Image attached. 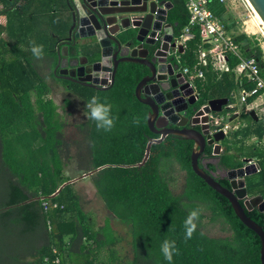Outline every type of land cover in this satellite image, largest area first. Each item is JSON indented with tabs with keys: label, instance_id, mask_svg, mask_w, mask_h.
I'll return each instance as SVG.
<instances>
[{
	"label": "trees",
	"instance_id": "trees-1",
	"mask_svg": "<svg viewBox=\"0 0 264 264\" xmlns=\"http://www.w3.org/2000/svg\"><path fill=\"white\" fill-rule=\"evenodd\" d=\"M168 1L172 3L168 21L175 26L178 36L188 25V7L186 0ZM3 2L5 9L0 10V13L15 9L19 0ZM209 7L222 19L227 30L236 28L237 21L225 3L221 0H209ZM193 31L195 37L187 42L181 56L183 65L190 67L198 61L204 35L202 27H195ZM234 36L246 55H255L259 59L264 72L262 48L246 33H234ZM228 61L230 72L219 77V73L209 66L206 69V79L195 81L200 93V105L211 99L230 97L232 90L237 87L235 77L239 60L230 55ZM14 66L5 64L4 69L0 70V196L4 197L0 202L13 205L42 197L43 205V198L52 196L61 185L71 179L65 176L64 171L67 167L65 160L70 157L69 145H74L82 174L95 170L88 179L93 182L105 207L129 226L132 258L125 261L117 248L122 238L113 230L110 221L106 222L105 238H99L98 232L93 230L90 216L82 210L74 183H69L56 197L47 199L50 203L47 212L54 210L52 219L56 221L63 216V232L55 230L52 235V243L63 249V253L67 246L66 239L69 238L71 245L80 244L79 250L87 252L86 264H169L161 252L162 242L169 239L175 240L179 249L172 264H262V242L259 235L240 220L227 197L212 188L194 171L193 140L170 134L162 142L154 143L149 159L143 166H137L145 157L150 139L159 137L148 125L149 106L136 95L138 83L148 73L147 66L136 62H121L111 88L87 89L88 100L95 95L101 102L112 105L115 127L110 132L97 130L96 123L88 119L82 125L81 137L70 142L64 136V119L63 140L59 134L60 122L51 133L43 130L50 128V122L53 124L58 120L56 116L59 105L54 99L46 98L51 88L41 77L30 82L29 73L20 75L17 70H7ZM252 86L251 83H246L247 88ZM78 87L72 83L69 88L77 92ZM33 90L36 91L34 101L31 95ZM72 98L73 96L64 95L66 104L63 109L72 104ZM254 98L255 96L250 97L249 101ZM137 116L141 118L138 126L133 123ZM244 117L247 126H240L233 132L232 139L227 140L220 166L235 168L242 166V157H261L262 170L247 177V190L249 195L264 196V148L256 144L244 145L247 139L253 137L259 141L263 139L264 119L256 121L249 113L244 114ZM36 142H41L37 150L33 147ZM18 153L25 161L20 165L17 164L19 161L15 162V159L18 160ZM35 154L39 156H34ZM204 155L199 159L201 166H204L203 160L206 157L213 155V147L208 146ZM62 156L63 160L60 158ZM35 157L39 158L38 163L33 162ZM176 166L178 172L184 174L180 193H175L173 189ZM218 167L210 164L213 170ZM218 181L230 187V182ZM22 190L26 193H21L19 197L12 196L14 191ZM53 202L59 206L53 208ZM43 208L45 209L44 205ZM193 209H200L201 214L196 232L192 239L185 242L183 223ZM247 213L264 229V212L254 208L247 210ZM206 218L220 223L226 235L214 237L207 234L204 231ZM84 237L89 241L94 240L98 247H84ZM106 246H109V252L103 257L98 256ZM51 249L44 252L40 264H55L51 260L44 261L45 256H50L51 259L55 257ZM63 264H67L64 259Z\"/></svg>",
	"mask_w": 264,
	"mask_h": 264
},
{
	"label": "water",
	"instance_id": "water-1",
	"mask_svg": "<svg viewBox=\"0 0 264 264\" xmlns=\"http://www.w3.org/2000/svg\"><path fill=\"white\" fill-rule=\"evenodd\" d=\"M72 14V26L64 45L57 49L59 64L68 79L106 90L113 86L121 62H136L147 66L148 73L136 88L138 99L148 105V125L159 135L151 138L145 157L137 166L149 159L154 143L162 142L168 135L175 134L194 141L192 167L212 188L231 202L240 220L261 238V262L264 264V229L247 213L254 208L264 212V196L249 195L247 177L257 173L254 165L247 164L251 158L242 159V166L211 169L210 164L221 163L223 131L211 135L210 113H220L229 99L215 98L200 105L196 85L187 81L183 73H177L179 64L169 54L176 47L174 26L168 22V10L172 4L167 0H67ZM264 22V0H249ZM157 36L162 44L158 45ZM157 46V47H156ZM179 45V51L183 52ZM87 53V54H86ZM62 72V71H61ZM109 78L111 79L109 83ZM250 115L259 120L255 110ZM208 146L213 155L199 164V159ZM130 166V165H126ZM95 170L65 182L54 193L69 183L90 177ZM226 175L230 187L218 181ZM243 201V203H242Z\"/></svg>",
	"mask_w": 264,
	"mask_h": 264
},
{
	"label": "crops",
	"instance_id": "crops-1",
	"mask_svg": "<svg viewBox=\"0 0 264 264\" xmlns=\"http://www.w3.org/2000/svg\"><path fill=\"white\" fill-rule=\"evenodd\" d=\"M231 4L232 3L226 5L229 7V5ZM3 9H5V3L3 2V0H0V10ZM255 17L257 18V20L259 19L256 16V14ZM0 19L2 21V23H0V70L4 69L5 64L15 65L12 69L8 68L7 70H11V71L17 70V73H19L20 75H24L25 72L29 73L30 74L29 79H31L30 82L35 81L36 78L38 80L40 77L42 78V80L45 81V84H47L51 88V92L46 95V98L54 99L53 88L54 86L61 85L63 89H65L64 95H66L67 93L75 94L76 102L85 106L88 101L87 98L88 95L86 90L92 87H88L82 84L81 85L77 84V86H79L78 89H80V92L78 91L74 92L69 88L72 82H69L68 80L63 79L62 77L57 76V72H56L57 66L59 64L57 49L61 45L62 46L64 45V40L69 36V32L72 26V14L69 9L68 1L67 0H30V1L19 0L15 9L8 10V12L0 13ZM258 21L261 23L260 20ZM174 30H175V26H174ZM232 31H235L236 33L239 34L245 33V30L244 32L242 30H240L241 32H239V29L237 30V24H236V28ZM254 33L255 32H253V34ZM247 35L249 36V34ZM32 41H35V43L38 45L42 44L44 46V56L42 59H36L33 57L31 52ZM185 48L186 47H184L183 49L185 50ZM212 70L218 72L219 77H221L223 73H226V72L217 71L214 68H212ZM235 78L237 82V87L233 89L232 92L240 89L239 83L237 81V76ZM186 80L189 81L187 76H186ZM31 95L34 101L36 91L33 90L31 92ZM227 98L229 99L230 97ZM54 101L56 104H58L55 99ZM262 101L263 99L255 100L254 98L252 101H249L248 99L246 103L242 104L244 105L243 110L236 109V112L233 113L227 119L231 122V124L238 125L237 129H239L240 126L241 127L247 126V120L244 117V114H248V113L250 114V111L254 110L253 108L256 106V104ZM62 102H63V106H65L66 103L64 101V97H62ZM248 104H250V107H247ZM61 108L62 107H60V109ZM60 109L56 117L58 118V120L61 121L59 134L61 135L63 140V119H65L64 115L66 113L67 115H69L68 113L71 114L72 112L70 111L64 112L63 111L64 109L61 110ZM85 110L87 112L86 108ZM76 113L80 118L83 117L84 115V112L82 111ZM220 113L221 115L228 114L227 106H225L223 111ZM259 119H264V118L261 117ZM87 121L88 118L84 123H86ZM84 123L82 122L76 124L79 138L82 135V125ZM235 130H233V132ZM233 132L231 133V136H229V139L226 138V140L222 142L223 145L222 149H224V151L226 149L227 140H231L233 137L232 136ZM248 140L251 139H247V141ZM61 149L63 151V142ZM222 155L223 152L221 156ZM244 158L245 157H242L240 160L242 161V159ZM261 164H262V160H261ZM217 169H221V172H225L224 167L220 165ZM64 173L66 176L67 167H65ZM88 178H84L82 180H86ZM77 183H78L77 181L74 182V188L76 193L79 195L80 192L77 190ZM21 193H26V191L25 190L16 191V192L14 191V195L12 193V196L17 195L19 197ZM56 196H54L53 194L49 198ZM98 196L103 201L99 193ZM81 197H80V201H81ZM3 198H4L3 196H0V200H2ZM41 200L42 197H36V198H31L17 202L13 205H6L4 201L0 202V264H40L41 261L40 259L44 254V252L47 249L52 248L51 252L53 253L54 247H56L59 251V255L61 257V264H63V259L67 264H86L88 262V260H86L85 258L87 252L86 251L81 252L79 250L81 248L80 244L71 245L69 243L70 239L67 238L68 239V240L66 239L67 246L65 247L63 253V249L58 248V246L55 245L54 242L52 243V235L54 231L58 230V232L59 231L63 232V216L57 218L56 221H54L51 215L54 210H51L50 213L49 211L47 212V210L43 208ZM108 212L110 211L108 210ZM48 221H51L52 229L49 228ZM106 222L99 226H95V224L93 223L92 226L93 230L95 232H98L99 234L98 237L101 239L105 238L104 229L106 228L105 227ZM111 227L116 232V229L112 226V224ZM83 242H84L83 244L84 247L87 246L91 248L98 247L97 243L95 245L94 240L89 241L84 237ZM108 247L109 246L102 248L98 256L103 257L105 253L107 254L109 252ZM46 257H50V256H45V258Z\"/></svg>",
	"mask_w": 264,
	"mask_h": 264
},
{
	"label": "built area",
	"instance_id": "built-area-1",
	"mask_svg": "<svg viewBox=\"0 0 264 264\" xmlns=\"http://www.w3.org/2000/svg\"><path fill=\"white\" fill-rule=\"evenodd\" d=\"M225 4L239 3L251 11L248 0H221ZM189 11L188 25L182 30L181 34L175 36L176 47L169 54L174 56V61L181 67V72L188 77V80L195 85L197 79H205L206 69L211 66L220 72H230L228 56H234L239 60L237 65V81L240 89L233 91L227 104L228 114L217 116L215 113L209 114L210 134L213 135L218 131H223L226 137L230 136L238 125H233L227 119L236 112L237 104L246 103L250 97L255 96V100L264 99V72L260 65L259 59L255 55H246L241 45L235 40V31L227 30L224 22L209 7V0H186ZM0 23H2L0 19ZM202 27L204 35L198 53V61L193 67L185 66L182 62V53L179 51V45L183 48L189 40L195 37L194 28ZM245 32L250 35L246 28ZM111 79L109 78V83ZM246 83H251L252 88H247ZM197 98H200L198 90L195 91ZM264 102V101H262ZM262 102L257 103L253 108H259ZM208 103L203 104V106ZM264 111V105L261 107ZM262 143V141H260ZM214 154V153H213ZM247 164L255 166L257 173L261 172L262 164L260 157H252ZM49 198V197H48ZM48 198H43V205L46 210L49 209L50 203ZM53 208H57L58 203L53 202ZM49 228L52 229L51 221H48ZM55 257L51 259L46 257L45 261L50 260L55 264H61V257L56 247L53 248Z\"/></svg>",
	"mask_w": 264,
	"mask_h": 264
},
{
	"label": "rangeland",
	"instance_id": "rangeland-1",
	"mask_svg": "<svg viewBox=\"0 0 264 264\" xmlns=\"http://www.w3.org/2000/svg\"><path fill=\"white\" fill-rule=\"evenodd\" d=\"M251 7V6H250ZM229 8L232 12V14L235 16L236 19V24H237V30L239 29L244 32V30L247 28L250 32V37L253 39L255 44H258L262 50H263V56H264V26L257 20L255 17L254 11L251 8V11L248 10L245 6L239 3L231 4L229 5ZM253 32H255L253 34ZM246 33V32H245ZM264 59V57H263ZM54 94L53 98L57 101L58 105L62 107L63 109V102H62V97H64L65 89L61 85L59 86H54ZM80 92V89L77 90ZM66 95L73 96V102L71 105L66 106L64 109V112L70 111L72 112L71 114L67 113L64 115L65 116V122H66V127L64 129V136L65 139L68 140L69 142L79 138L78 130L76 128V124L79 123H84L87 120V115H86V110L85 106L82 104H79L75 100V95L71 93H67ZM264 101V99H263ZM264 105V102H262L261 106L257 109H255L257 115L259 118H264V111L261 110V107ZM247 107H250V104L247 105ZM244 105L238 103L237 104V109L238 110H243ZM60 109V108H59ZM60 109V110H61ZM84 112L83 117H79L76 112ZM58 122H61L60 120H57L53 122V124L50 122L49 124V129L47 127L43 129L47 133H51L55 130V128L58 126ZM231 136V135H230ZM229 139V136L227 137ZM262 141V143H259ZM258 140L256 137L251 139V140H246L244 142L245 146H251L253 144H256L257 146L263 147L264 148V137L262 140ZM36 142L34 144V148L37 150L40 146ZM69 152H70V157L66 159L67 163V177H72L71 179H74L82 174L81 170L79 169V162L77 159V153H76V147L74 145H69ZM18 160L15 159V162H18L17 164L20 165L24 163V158L20 157L19 153L16 154ZM34 156H39L38 154H35ZM61 160H63V157H60ZM38 157H35V160L33 161L34 163H38ZM27 161V159H25ZM177 170L173 174L174 178L176 180L173 183V189L175 193H180L182 189V185L184 182V174L182 172H178V166H176ZM70 179V180H71ZM77 190L80 192L79 195L81 197V206L82 210L86 212L95 226H99L104 224L107 219L110 221L112 226L116 229V232L122 238V241L120 242V246H118V250L120 255L124 258V260H129L132 258V252H131V247L129 246V242L131 240L129 236V226L127 224L122 223L119 219L115 217L111 212H108L107 208L105 207L103 201L100 199L98 196V193L96 192V187L94 186L93 182L90 179L86 180H77ZM62 187V186H61ZM60 187V188H61ZM204 231L209 234L210 236L214 237H223L226 235V232L222 229V225L218 222H211L209 218H206L204 220ZM68 240V239H67ZM120 248V249H119Z\"/></svg>",
	"mask_w": 264,
	"mask_h": 264
},
{
	"label": "clouds",
	"instance_id": "clouds-1",
	"mask_svg": "<svg viewBox=\"0 0 264 264\" xmlns=\"http://www.w3.org/2000/svg\"><path fill=\"white\" fill-rule=\"evenodd\" d=\"M31 52L34 58L42 59L44 56V46L31 42ZM87 118L96 123L97 130L110 132L115 127V118L112 116V105L110 103L101 102L99 97L93 95L86 103ZM134 124L137 126L141 123V118L137 116L134 118ZM200 209H193L185 218L184 226V240L187 242L192 239L197 230V221L199 220ZM161 252L164 259L172 264L174 255L179 254V249L176 246L175 240L165 239L161 244Z\"/></svg>",
	"mask_w": 264,
	"mask_h": 264
},
{
	"label": "flooded vegetation",
	"instance_id": "flooded-vegetation-1",
	"mask_svg": "<svg viewBox=\"0 0 264 264\" xmlns=\"http://www.w3.org/2000/svg\"><path fill=\"white\" fill-rule=\"evenodd\" d=\"M160 39H161V36H157V37H156V40H157V42H158L159 47H160V45L162 44V42L160 41ZM156 47H157V46H156ZM179 67H180V66H179ZM61 71H62V72H61ZM56 72H57V76L62 77L63 79L68 80L69 82H72V83H74V84H80V85H81V83H77V82H74V81L68 79L69 75L64 74V68L59 67V68H57ZM177 73H182V72H181V67H180V69L177 71ZM184 77L186 78L185 75H184ZM82 85H83V84H82ZM217 179H220V180H222V181H224V182H230L229 179L226 177V175H221V176H219Z\"/></svg>",
	"mask_w": 264,
	"mask_h": 264
},
{
	"label": "bare ground",
	"instance_id": "bare-ground-1",
	"mask_svg": "<svg viewBox=\"0 0 264 264\" xmlns=\"http://www.w3.org/2000/svg\"><path fill=\"white\" fill-rule=\"evenodd\" d=\"M249 1V0H248ZM249 5L251 6V8L253 9L254 13L256 14V16L259 18V20L261 21V23L264 25V22L262 20V18L260 17V15L258 14V12L255 10V8L253 7V5L249 2Z\"/></svg>",
	"mask_w": 264,
	"mask_h": 264
}]
</instances>
